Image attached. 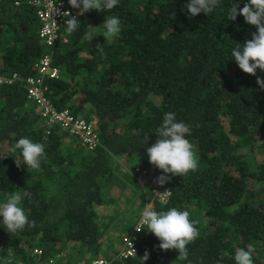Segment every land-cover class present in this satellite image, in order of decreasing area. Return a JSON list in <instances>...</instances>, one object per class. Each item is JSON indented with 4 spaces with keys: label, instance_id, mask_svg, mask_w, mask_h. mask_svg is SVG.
Returning <instances> with one entry per match:
<instances>
[{
    "label": "trees",
    "instance_id": "16d2710c",
    "mask_svg": "<svg viewBox=\"0 0 264 264\" xmlns=\"http://www.w3.org/2000/svg\"><path fill=\"white\" fill-rule=\"evenodd\" d=\"M188 2L119 0L111 11L79 16L81 25L71 34L62 28L53 52L58 77L43 84L57 109L95 117L100 145L92 150L46 124L24 82L0 85V204L12 192H27L21 206L35 221L8 233L0 217V264H44L52 257L59 264H80L102 257L103 229L114 219L102 213L113 201L107 190L117 173L141 188L135 165L154 172L155 180L165 175L149 163L146 148L158 139L156 130L169 112L190 126L186 139L194 145L198 168L182 177L167 174L163 187L171 194L165 203L152 200L150 187L139 191L138 216L117 235L119 248L152 200L156 211L188 210L198 222L199 237L187 246L191 264H235V251L249 243L254 264H264V90L256 83L264 72L252 76L238 67L232 50L256 28L242 15L229 18L233 4L242 8L248 0H220L207 16L192 18ZM110 15L120 18L119 36L84 38L91 26L104 31ZM39 27L26 0H0L1 73L35 77L46 49ZM97 44H103V55ZM21 137L45 145L40 169L17 167L22 155L12 149ZM123 189L132 190L126 184ZM142 228L133 256L117 258L116 248L104 258L110 264H188L176 261L178 251L161 250L154 234ZM35 248L39 252L32 255ZM145 252L149 258L143 261Z\"/></svg>",
    "mask_w": 264,
    "mask_h": 264
},
{
    "label": "clouds",
    "instance_id": "9594fccd",
    "mask_svg": "<svg viewBox=\"0 0 264 264\" xmlns=\"http://www.w3.org/2000/svg\"><path fill=\"white\" fill-rule=\"evenodd\" d=\"M73 9H77V14L63 12L61 15L69 17L65 20L66 30L69 34L75 32L81 25L79 16L95 10L97 12L111 11L118 4L119 0H68ZM220 4V0H190L185 5L189 18L201 13L205 16L210 14ZM238 15H242L245 22L255 26L256 31L251 34V39L245 41L242 47L232 50V56L238 67L246 74L256 76L257 70L264 72V0H248L242 8L233 4L230 9L229 18L235 20ZM85 34V39L91 42L94 37L102 35L104 40L119 36L121 32V21L118 16H106L103 22L104 31L98 33L96 27ZM97 51L104 54L103 44L96 45ZM256 83L264 90V78L256 77ZM156 133L158 139L151 146L146 148L149 163L160 169L165 175L156 179V183L164 185L170 180V176H184L198 168V157L194 152V145L186 139L190 134V126L182 121H177L176 114L166 113L163 122ZM147 139L145 144L147 143ZM20 150L22 161L16 162L19 168L21 164H26L29 169H40L42 161L46 159L45 145L33 142L27 137H21L12 149ZM170 192V191H165ZM29 194L27 192H12L8 194L5 203L0 204V217L2 224L8 233L23 231L25 228L35 226L34 220H29L23 209L22 200ZM197 221L190 219L188 210H178L172 207L166 211H156L151 205L146 206L140 216V224L154 234L160 241L158 247L163 251L176 250L179 255L176 261L188 260V245L195 242L199 237V230L196 227ZM144 228L137 229L141 231ZM132 247V244L130 245ZM255 248L249 243L245 248H238L235 251V264H254L253 254ZM149 258V253L145 252L143 261Z\"/></svg>",
    "mask_w": 264,
    "mask_h": 264
},
{
    "label": "built area",
    "instance_id": "2783aa9c",
    "mask_svg": "<svg viewBox=\"0 0 264 264\" xmlns=\"http://www.w3.org/2000/svg\"><path fill=\"white\" fill-rule=\"evenodd\" d=\"M26 2L32 7L33 13L39 22V37L46 49L35 64V77L30 76L24 78L17 72L8 76L0 71V85L4 83L24 82L27 90V98L35 102L42 120L48 125H58L61 127L66 132L69 141L72 139L76 140L87 149L92 150L100 145L98 134L94 128L96 124L95 117L90 119L75 117L68 109H57L49 101L46 95V87L43 84L48 78L58 77V69L53 65V52L57 41L60 39L62 28L66 26L64 22L69 18L60 13L67 11L75 15V11L69 7L64 0H26ZM18 3V1H15V5H18ZM132 173L135 181L141 188L145 190L146 187L151 188L153 193L152 200L155 199V197H158L161 203H165L169 200L171 194L170 187H163V185L156 183V180L153 178V176L155 177L154 172L139 165H135L132 167ZM152 200L147 201L145 207L151 205L152 208L155 209ZM140 216L134 227L122 237V243L116 255L117 258H128L136 253L139 232L136 228L140 229L144 226L140 224ZM131 244L132 247L130 246ZM38 252L39 250L35 248L32 251V255ZM17 264L30 263L19 261ZM44 264H59V262L56 258L52 257ZM80 264H110V261L104 257H96L90 260H82Z\"/></svg>",
    "mask_w": 264,
    "mask_h": 264
},
{
    "label": "rangeland",
    "instance_id": "374dc122",
    "mask_svg": "<svg viewBox=\"0 0 264 264\" xmlns=\"http://www.w3.org/2000/svg\"><path fill=\"white\" fill-rule=\"evenodd\" d=\"M124 184L132 189L131 192H129L128 189H123ZM142 190L143 188H139L135 183H133L132 180L129 181L126 178V174L117 173L116 177L112 180L110 188L107 190V194L113 197V201L108 203V207L110 208V210H102V213L108 216V218H112L110 215L112 213L114 219H110V221H107L108 226L103 229L104 233L106 232V236L104 235L105 238L103 239L104 249L101 250L99 256L105 257L107 256V254H109L108 251L119 248V242L116 237L121 233L122 227L124 228L125 226L132 225L133 220L138 216L141 200V192L139 191ZM128 193H130L129 196ZM122 224L125 225L122 226ZM113 225L116 228V230L114 231ZM109 235L115 238H109ZM64 255L66 257L64 258L65 260L69 258L66 253H64ZM92 257L94 256L88 258Z\"/></svg>",
    "mask_w": 264,
    "mask_h": 264
}]
</instances>
